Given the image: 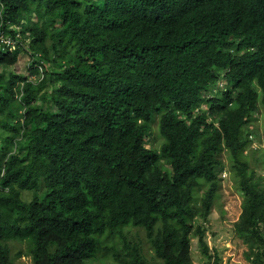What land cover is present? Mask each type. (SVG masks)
Instances as JSON below:
<instances>
[{"label":"trees","instance_id":"16d2710c","mask_svg":"<svg viewBox=\"0 0 264 264\" xmlns=\"http://www.w3.org/2000/svg\"><path fill=\"white\" fill-rule=\"evenodd\" d=\"M0 30L17 39L0 49V264L12 240L34 264H152L134 228L161 264H191L193 234L219 264L195 222L218 202L225 152L236 235L264 264L246 155L264 127V0H0Z\"/></svg>","mask_w":264,"mask_h":264},{"label":"rangeland","instance_id":"374dc122","mask_svg":"<svg viewBox=\"0 0 264 264\" xmlns=\"http://www.w3.org/2000/svg\"><path fill=\"white\" fill-rule=\"evenodd\" d=\"M30 56L24 52L20 55L19 70L24 74H29L27 62ZM9 71V70H8ZM39 78V73L34 75ZM34 78V79H35ZM36 80V79H35ZM254 122L256 132H254V142L246 152L249 157L250 168L255 172L256 178L262 177L264 183V127L261 122V115ZM254 126V125H253ZM163 139L159 134L158 124L155 123L151 135L147 137V147L160 150ZM225 169L220 175L221 188L220 197L208 221L201 218L195 222L196 227L202 225L206 231V239L211 255L218 254L221 257L219 264H252L247 259V253L251 252L248 245L236 235L235 224L242 214L243 194L236 187L234 173L230 172L229 158L226 152L223 154ZM204 194V190L200 195ZM129 236L136 242L142 243L146 258L152 264H161L148 240L147 233L142 228L130 229ZM11 255L14 264H34L32 258L26 254L28 244L24 241H9ZM251 255V254H250ZM191 264H213L214 259L203 253L198 237L193 234L191 241ZM100 264V263H99ZM105 264V263H103Z\"/></svg>","mask_w":264,"mask_h":264},{"label":"built area","instance_id":"2783aa9c","mask_svg":"<svg viewBox=\"0 0 264 264\" xmlns=\"http://www.w3.org/2000/svg\"><path fill=\"white\" fill-rule=\"evenodd\" d=\"M17 43V39L13 38L10 35H6L4 31L0 30V49H14ZM39 71L41 73V77H44L43 67L39 65Z\"/></svg>","mask_w":264,"mask_h":264},{"label":"clouds","instance_id":"9594fccd","mask_svg":"<svg viewBox=\"0 0 264 264\" xmlns=\"http://www.w3.org/2000/svg\"><path fill=\"white\" fill-rule=\"evenodd\" d=\"M41 65H42V64H41ZM42 67H43V66H42ZM38 68H39V67H38ZM43 73H45V72H44V68H43ZM39 76H41L40 71H39ZM215 89H216V88H214L213 90L216 91ZM208 96H213V95H208Z\"/></svg>","mask_w":264,"mask_h":264}]
</instances>
